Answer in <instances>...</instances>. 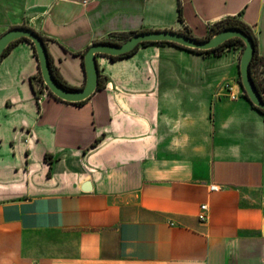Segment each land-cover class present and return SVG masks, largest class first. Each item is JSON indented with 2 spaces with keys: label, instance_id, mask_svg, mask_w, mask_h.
Wrapping results in <instances>:
<instances>
[{
  "label": "crops",
  "instance_id": "obj_1",
  "mask_svg": "<svg viewBox=\"0 0 264 264\" xmlns=\"http://www.w3.org/2000/svg\"><path fill=\"white\" fill-rule=\"evenodd\" d=\"M231 15L264 56V0H0V34L45 36L81 87L76 53L111 32L202 37ZM238 58L166 43L99 54L104 86L77 105L46 92L31 43H15L0 61V264H264V114Z\"/></svg>",
  "mask_w": 264,
  "mask_h": 264
},
{
  "label": "water",
  "instance_id": "obj_2",
  "mask_svg": "<svg viewBox=\"0 0 264 264\" xmlns=\"http://www.w3.org/2000/svg\"><path fill=\"white\" fill-rule=\"evenodd\" d=\"M21 37L28 38L34 45L43 84L48 91L68 102H79L89 98L97 91L99 68L96 57L103 55H119L134 49L145 41H168L191 49L208 50L233 37L240 38L244 47L239 59L240 88L249 100L257 107L264 109V99L255 86L250 74V62L255 53V46L250 35L237 27L221 29L208 38H196L179 30L173 29H149L134 33L121 43L97 41L91 43L84 55L85 83L75 89H69L60 85L50 68L47 47L38 32L27 26H13L0 34V56L11 42Z\"/></svg>",
  "mask_w": 264,
  "mask_h": 264
},
{
  "label": "trees",
  "instance_id": "obj_3",
  "mask_svg": "<svg viewBox=\"0 0 264 264\" xmlns=\"http://www.w3.org/2000/svg\"><path fill=\"white\" fill-rule=\"evenodd\" d=\"M177 13H178V15H177L178 20L180 22H182L183 21V17H182V9H181V5H180V1L178 2ZM229 27H237V28L241 29L245 33L250 35L252 37V39H253V43H254V46H255V53H254V56H253V58H252V60L250 62V68L249 69H250L251 78H252L255 86L257 87L258 91L260 92L262 98L264 99V75L262 76L260 74V72L261 73L264 72V56L258 55V53H257V38H256L253 30L251 29V27L248 24H246L245 22L240 20L236 15H231V16H226V17H224V18H222V19H220V20H218L216 22H213L211 25H209V27L207 29V35H205L203 37H196V36L192 35L191 31L187 27H183V29L180 30V31L185 33V34H187V35H189V36H193V37H196V38L203 39V38L210 37L212 34H214L215 32H217V31H219L221 29L229 28ZM138 31H142V30H138ZM138 31L111 32V33L108 34L106 40H104V41L105 42H110V43H121L124 40H126L128 37H130L131 35H133L134 33L138 32ZM39 35L43 38V40L45 42V45L47 47L46 37L41 35L40 33H39ZM20 40H26L29 43H31V45L33 47L34 55H35V57L37 59V55H36V51H35L33 43L28 38L21 37V38H19L17 40H14L13 42H11L9 44V46L1 54L0 61L9 52L11 47L15 43L20 41ZM154 43L155 44H165L166 43V44H171V45H174V46H177V47H181V48L193 51V52L206 53V54L212 53L214 55H220L226 49L233 48V46H235L236 44H239L241 46H243V44H244L243 41L240 38L233 37V38H229V39L225 40L221 44H219L216 47H213L211 49L199 50V49L187 48V47H184L182 45H179V44H176V43H173V42H168V41H158V42L145 41V42L139 44L138 46H136L134 49H132L129 52L122 53V54H119V55H107V56L111 60H116L118 58L126 57V56H129V55L133 54L140 46H146V45L154 44ZM85 51H86V49L83 52H77L76 53V54L81 56V65H82V69H83L84 73H85V69H84L83 55H84ZM47 52H48L50 68H51V71H52L53 76L55 77L56 81L60 85H62L63 87H66V88H69V89L78 88V87L69 85L67 82H65V80H63V78L61 77V75L59 73L58 68L54 65L53 58H52L51 54L49 53L48 47H47ZM37 62H38V59H37ZM38 66H39V62H38ZM37 78H38V80H37L38 83L42 87H44L45 85L43 84V80H42V76H41V73H40V69L38 71ZM238 82L240 84V75H239V78H238ZM103 86H104V84L102 82L101 75L99 74L97 90L102 88ZM242 95L245 96L249 100V98H248V96L246 94H242ZM56 98H58V97H56ZM58 99H60V98H58ZM84 101L85 100H82V101H79V102H70V103L78 105V104L83 103ZM65 102H68V101H65ZM251 104L253 105V107H255L257 110H259L261 113L264 114V109H261V108L255 106L252 102H251ZM97 141L98 140H96L95 143ZM45 158H46V156H45Z\"/></svg>",
  "mask_w": 264,
  "mask_h": 264
},
{
  "label": "built area",
  "instance_id": "obj_4",
  "mask_svg": "<svg viewBox=\"0 0 264 264\" xmlns=\"http://www.w3.org/2000/svg\"><path fill=\"white\" fill-rule=\"evenodd\" d=\"M239 86H240V84H239ZM44 89H45L46 92H49L48 89L45 86H44ZM224 89L226 91V96L229 97L232 100L236 99L239 96L238 93L235 92L234 85L231 84V83H226L225 86H224ZM209 189L210 190H218L219 186L217 184H210L209 185ZM207 209H208V205L206 203L200 204V212L198 214L199 220H201V221L206 220V218H207V214H206Z\"/></svg>",
  "mask_w": 264,
  "mask_h": 264
},
{
  "label": "rangeland",
  "instance_id": "obj_5",
  "mask_svg": "<svg viewBox=\"0 0 264 264\" xmlns=\"http://www.w3.org/2000/svg\"><path fill=\"white\" fill-rule=\"evenodd\" d=\"M205 35H207V32H206V34H204V36H205ZM202 37H203V36H202ZM243 47H244V44H243V46H241V45H239V44H236L235 46H233L234 49L239 50L238 63H239V59H240V55H241V53H242ZM260 74L263 76V75H264V72H262V73L260 72ZM238 78H239V73H238Z\"/></svg>",
  "mask_w": 264,
  "mask_h": 264
},
{
  "label": "flooded vegetation",
  "instance_id": "obj_6",
  "mask_svg": "<svg viewBox=\"0 0 264 264\" xmlns=\"http://www.w3.org/2000/svg\"><path fill=\"white\" fill-rule=\"evenodd\" d=\"M84 85V84H83ZM79 88V87H78Z\"/></svg>",
  "mask_w": 264,
  "mask_h": 264
}]
</instances>
